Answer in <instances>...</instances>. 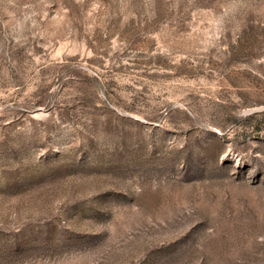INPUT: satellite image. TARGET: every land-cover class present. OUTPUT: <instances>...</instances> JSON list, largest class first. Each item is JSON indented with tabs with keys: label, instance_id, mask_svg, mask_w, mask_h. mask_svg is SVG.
Returning a JSON list of instances; mask_svg holds the SVG:
<instances>
[{
	"label": "rangeland",
	"instance_id": "1",
	"mask_svg": "<svg viewBox=\"0 0 264 264\" xmlns=\"http://www.w3.org/2000/svg\"><path fill=\"white\" fill-rule=\"evenodd\" d=\"M0 264H264V0H0Z\"/></svg>",
	"mask_w": 264,
	"mask_h": 264
}]
</instances>
